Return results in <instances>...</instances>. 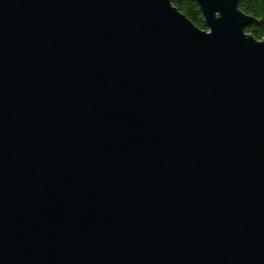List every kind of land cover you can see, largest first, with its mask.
<instances>
[{"label": "water", "instance_id": "water-1", "mask_svg": "<svg viewBox=\"0 0 264 264\" xmlns=\"http://www.w3.org/2000/svg\"><path fill=\"white\" fill-rule=\"evenodd\" d=\"M239 1L0 0V264H264Z\"/></svg>", "mask_w": 264, "mask_h": 264}, {"label": "trees", "instance_id": "trees-1", "mask_svg": "<svg viewBox=\"0 0 264 264\" xmlns=\"http://www.w3.org/2000/svg\"><path fill=\"white\" fill-rule=\"evenodd\" d=\"M171 2L198 28L207 30L201 11L195 0H171ZM238 8L244 14L252 16L258 21L246 28L245 32L252 34L257 40H264V0H240Z\"/></svg>", "mask_w": 264, "mask_h": 264}]
</instances>
